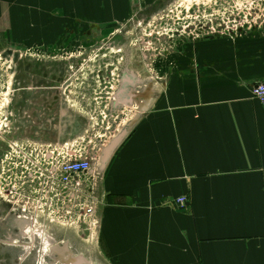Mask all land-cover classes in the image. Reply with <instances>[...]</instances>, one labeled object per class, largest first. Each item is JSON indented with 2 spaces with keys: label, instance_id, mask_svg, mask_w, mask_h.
<instances>
[{
  "label": "crops",
  "instance_id": "obj_1",
  "mask_svg": "<svg viewBox=\"0 0 264 264\" xmlns=\"http://www.w3.org/2000/svg\"><path fill=\"white\" fill-rule=\"evenodd\" d=\"M124 3L0 0V40L36 15L104 21ZM184 50L101 166L98 251L106 264H264V105L252 95L264 81V38Z\"/></svg>",
  "mask_w": 264,
  "mask_h": 264
},
{
  "label": "rangeland",
  "instance_id": "obj_2",
  "mask_svg": "<svg viewBox=\"0 0 264 264\" xmlns=\"http://www.w3.org/2000/svg\"><path fill=\"white\" fill-rule=\"evenodd\" d=\"M124 4L122 12L108 14L104 21L90 22L87 14L84 19L69 13L36 15L30 25L29 20L19 23L11 39L0 40V200L4 207L14 202L19 206L18 264H106L98 251V234L86 225L77 228L75 209L67 208V225L56 209L43 214L46 191L39 182L49 152L101 155L124 125L140 116L141 105L132 93L155 89L157 74L175 67L179 50L184 52L190 43L250 35L264 38L260 36L264 0H125ZM62 40H66L64 59L44 64L52 66L50 77L55 76L45 85L65 99V127L57 121L34 133L28 124L29 69L38 70L42 64L43 44L50 41L57 46ZM125 79L124 93L129 91L130 102L120 98ZM27 201L31 203L23 211ZM29 208L35 217L29 216ZM7 221L4 229L12 224ZM39 229L49 235L48 241L41 232L37 235Z\"/></svg>",
  "mask_w": 264,
  "mask_h": 264
},
{
  "label": "built area",
  "instance_id": "obj_3",
  "mask_svg": "<svg viewBox=\"0 0 264 264\" xmlns=\"http://www.w3.org/2000/svg\"><path fill=\"white\" fill-rule=\"evenodd\" d=\"M252 95L264 105V81L257 82L252 87ZM48 162L43 172V181H46L47 212L43 208L45 215L51 213V209L59 212V219L62 224L67 225L69 209L76 211V225L81 229V225H86L91 232L97 233L101 226V221L97 215L102 199L97 194V183L100 177V155H84L75 150L60 151L55 154L52 150L47 155ZM69 197V201H67ZM176 201L180 204L187 203V197H179ZM34 202V200H33ZM98 237V236H97Z\"/></svg>",
  "mask_w": 264,
  "mask_h": 264
},
{
  "label": "flooded vegetation",
  "instance_id": "obj_4",
  "mask_svg": "<svg viewBox=\"0 0 264 264\" xmlns=\"http://www.w3.org/2000/svg\"><path fill=\"white\" fill-rule=\"evenodd\" d=\"M65 43L66 40H62L59 44H57V46L55 44H52L50 41H48L46 44H43L45 45V47L42 51L43 54L41 58L42 64L38 66V70H37V69H32V67L35 68V66H33L34 63H32V67H31L32 70L29 69L28 81L32 84V86L31 88L30 86L28 88L29 95L31 96L30 98L31 107H30L28 124L31 126L34 133L41 132L42 129H44V126H46L49 129L50 128L49 125L51 124L55 125L57 121L60 125L65 127V122L67 118L65 99L61 98L56 93L52 94L50 91L52 87L45 85V82L48 79L53 80L55 79V76L50 77L52 66L51 65L46 66L44 64V62L46 61L51 62L52 60H56V59H64L66 55ZM52 45H55L56 47L52 48ZM31 57L34 58L35 55L32 54ZM31 62L34 61L31 60ZM78 63L79 62H77V64ZM126 81L127 80L125 79V81L123 82L120 98L123 99L124 102L125 101L130 102L132 101L131 98L133 97L134 98L133 100L135 102L140 103L141 105L140 111H141L142 108L146 105V103L144 105V101H145V99L143 98L144 94L141 91H138L137 93L133 92L132 97L130 95L128 96L129 91L127 93H124V90L127 88L125 86H128L126 85L127 83ZM36 82H41V83L43 82L44 84L36 85L35 84ZM123 100L121 101L122 103H124ZM42 183L45 188L46 181L44 180L40 184ZM44 188L42 189L43 191ZM29 201H27V203L23 205V211L27 210V205L31 203ZM14 203L9 207H4L3 206L4 201L0 200V264H18L19 232H18L17 222L20 216L19 214L20 210L17 204L16 206H14ZM33 204L34 202H32L30 206L31 208ZM28 212H29V216L35 217L33 215V213L35 214L34 210L29 208ZM8 219L11 220L12 224L11 226L9 225L10 226L9 229H4L3 222L7 221ZM39 232H41V237L44 239V241L49 240L48 237L49 235L43 229H39L37 235Z\"/></svg>",
  "mask_w": 264,
  "mask_h": 264
},
{
  "label": "water",
  "instance_id": "obj_5",
  "mask_svg": "<svg viewBox=\"0 0 264 264\" xmlns=\"http://www.w3.org/2000/svg\"><path fill=\"white\" fill-rule=\"evenodd\" d=\"M133 123H134L133 119L129 121L128 123H126L124 127L121 129V131L112 139V141L103 148L102 153H101L102 168H104V166L108 163L112 154L114 153L118 145L121 143V141L125 138L130 126Z\"/></svg>",
  "mask_w": 264,
  "mask_h": 264
},
{
  "label": "bare ground",
  "instance_id": "obj_6",
  "mask_svg": "<svg viewBox=\"0 0 264 264\" xmlns=\"http://www.w3.org/2000/svg\"><path fill=\"white\" fill-rule=\"evenodd\" d=\"M48 244H49V243H48ZM48 246L50 247V246H51V244H49ZM72 264H74V263H72Z\"/></svg>",
  "mask_w": 264,
  "mask_h": 264
}]
</instances>
